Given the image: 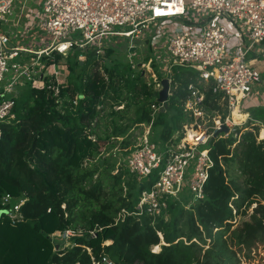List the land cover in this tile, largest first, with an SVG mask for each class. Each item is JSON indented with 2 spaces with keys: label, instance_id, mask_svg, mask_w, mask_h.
I'll return each instance as SVG.
<instances>
[{
  "label": "trees",
  "instance_id": "16d2710c",
  "mask_svg": "<svg viewBox=\"0 0 264 264\" xmlns=\"http://www.w3.org/2000/svg\"><path fill=\"white\" fill-rule=\"evenodd\" d=\"M114 52L110 46L104 57L86 52L80 60L76 51L63 84L21 88L15 118L0 123V264H92L102 256L114 264H252L249 250L264 235V141L256 140L257 126L243 132L235 147L232 137L210 141L213 167L203 200L170 202L167 219L154 224L149 217L114 223L156 177L138 182L124 164L101 158L102 151L128 148L129 131L149 124L150 106L159 103L131 66L102 64ZM61 58L53 55L47 64ZM197 75L174 68L171 96L152 122L151 141L164 143L181 132L187 85ZM249 114L251 124H264V109ZM230 167L241 182L228 179ZM7 195L25 200L17 220L3 211ZM253 204L247 221L232 229L234 218ZM65 231L75 233L73 245L58 249L51 236ZM256 254L264 264V244Z\"/></svg>",
  "mask_w": 264,
  "mask_h": 264
},
{
  "label": "built area",
  "instance_id": "2783aa9c",
  "mask_svg": "<svg viewBox=\"0 0 264 264\" xmlns=\"http://www.w3.org/2000/svg\"><path fill=\"white\" fill-rule=\"evenodd\" d=\"M19 27L21 37L11 32V28ZM35 32L50 38V44L36 49L35 38L29 47L10 46ZM117 37L129 39V49L137 41L162 46L168 55L164 72L158 76L151 71L150 82H145L157 93L162 90V81L167 80L168 98L171 96L175 67L198 74L187 85L182 104L187 121L181 132L164 143L151 141L152 122L164 105L153 103L150 123L138 126L144 129L143 134L124 163L138 182L153 176L156 179L141 193L133 210H120L114 223L127 217H149L154 224L160 218L167 219L170 202L204 199V186L213 167L208 146L222 128L227 133L217 137L234 138L233 147L241 134L254 126L259 129L257 142L264 141V124H251L249 114L264 109V90L255 91L264 79L252 64L264 61V0H0V123L15 118L18 88L45 87L47 82L58 87L65 82L57 70L46 74L48 66L59 64H47L53 55L68 57L77 51L80 60L86 52L104 57L111 39ZM151 64L149 60L139 66L147 71ZM235 115L245 118L234 119ZM24 202L7 195L2 198L3 211L17 220ZM255 207L253 204L248 209L247 219ZM69 232L64 233L68 236ZM159 251V245L151 248L152 253ZM92 264L114 263L102 256L92 259Z\"/></svg>",
  "mask_w": 264,
  "mask_h": 264
},
{
  "label": "rangeland",
  "instance_id": "374dc122",
  "mask_svg": "<svg viewBox=\"0 0 264 264\" xmlns=\"http://www.w3.org/2000/svg\"><path fill=\"white\" fill-rule=\"evenodd\" d=\"M20 28L22 27L11 28V32H13L14 34H20V37H21L22 31ZM35 38H37V40L35 41L37 42L36 49H41L42 47H46V45L50 44L51 42L50 38L46 37L43 34H37V32H35V33L30 34V36H27L26 39L24 38L23 41H19L18 44L12 43L10 44V46L16 45V46H19L20 48L29 47L28 43L32 40H35ZM129 41L130 40L126 38H119V37L112 38L110 41L111 42L110 45L112 46V50H114L115 52L109 59H103L102 64L111 66V65H114L115 63H118L122 65L133 66L134 69H132V67L131 69L135 71L136 73H140L142 76V79L145 82H150L151 76L153 74L151 73V71H154V72L156 71L158 73V76L163 74L164 68L168 62V55L164 51L162 46L152 47L149 41L148 42L137 41L133 45L134 47L129 49L128 48V45H130ZM156 50L159 52H156ZM76 55H77L76 53H72V54H69L68 57H62L58 65H51L46 68V74L47 75L53 74L55 73V70H57L60 78H62V80H66V78L69 76V72L66 68V64L68 62L74 61L77 57ZM149 60H151V62L153 63V65L151 64L150 66L151 69L146 71V69H142L139 66L140 64L146 63ZM173 71H174V68L172 69V74H173ZM155 77H156V74H155ZM18 91H20L19 88L16 90V96H17ZM143 130L144 129L142 127L131 129L129 131L130 145L128 148L120 149L121 148L120 145L117 144L115 148L109 151L108 153L106 150L103 149L102 151L103 155H101V158H109L111 162L116 163V166H118L119 164L123 166L130 151L139 144V140L143 134ZM98 158H100V156ZM227 176H228V179L236 178L239 182L242 181L240 172H238V170H236L235 167L229 168ZM135 197H136V194H135ZM135 197L133 198V201L135 200ZM247 211L248 209H246L245 211L243 210L241 212V215L237 216V219H236L237 222L236 224L233 225L232 229H235L238 225L241 224L243 220L247 219L245 216ZM74 236H75V233L70 231L68 236L65 235V233L64 234H54L51 236V240L57 244L56 247L58 249L70 248L73 245ZM255 243H258V245L256 246L254 244L255 245V247L253 248L254 252L249 250V253H248L252 264H258L259 261L261 262L259 255L256 253L258 250V246H261L262 244H264V235H262L257 240H255ZM249 245L251 244L249 243Z\"/></svg>",
  "mask_w": 264,
  "mask_h": 264
},
{
  "label": "water",
  "instance_id": "95a60500",
  "mask_svg": "<svg viewBox=\"0 0 264 264\" xmlns=\"http://www.w3.org/2000/svg\"><path fill=\"white\" fill-rule=\"evenodd\" d=\"M80 63H82V62H80ZM168 89H169V86H168L167 80H163L162 81V90L158 93L157 101L159 103H163L164 105L161 107L159 112H165V110H166V103H167V100H168ZM220 133H227V129L222 128V131L221 132H217L215 134L214 138H216Z\"/></svg>",
  "mask_w": 264,
  "mask_h": 264
},
{
  "label": "crops",
  "instance_id": "0c3cea01",
  "mask_svg": "<svg viewBox=\"0 0 264 264\" xmlns=\"http://www.w3.org/2000/svg\"><path fill=\"white\" fill-rule=\"evenodd\" d=\"M252 64L261 70V72H262V79H264V61L263 60H260L258 62H254ZM263 90H264V83L261 86H258V85L255 86V91L256 92L262 93ZM56 234H59V233H56Z\"/></svg>",
  "mask_w": 264,
  "mask_h": 264
},
{
  "label": "bare ground",
  "instance_id": "6f19581e",
  "mask_svg": "<svg viewBox=\"0 0 264 264\" xmlns=\"http://www.w3.org/2000/svg\"><path fill=\"white\" fill-rule=\"evenodd\" d=\"M243 118H245V117H243V116H237V115H235V117H234V119H238V120H242ZM262 133L263 132H261V137H264V135H262ZM264 134V133H263Z\"/></svg>",
  "mask_w": 264,
  "mask_h": 264
}]
</instances>
